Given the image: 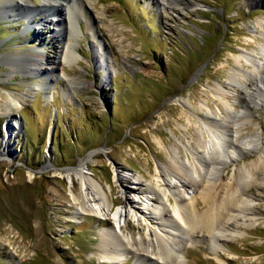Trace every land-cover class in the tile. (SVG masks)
I'll return each instance as SVG.
<instances>
[{
  "label": "rangeland",
  "instance_id": "rangeland-1",
  "mask_svg": "<svg viewBox=\"0 0 264 264\" xmlns=\"http://www.w3.org/2000/svg\"><path fill=\"white\" fill-rule=\"evenodd\" d=\"M169 2L176 11L163 10L161 0L86 4L84 17H78L77 64L64 68L69 79L78 81L70 86L67 78L56 76L61 70L50 73L66 34L53 33L50 16L41 18L43 1L29 0L23 11L0 0V264H111L110 251L102 252L104 232L126 239L132 228L137 238L147 235L146 225L139 232L137 219L144 223L152 212L165 225L162 201L168 216L183 226L175 196L168 203L162 192L151 194L152 186L142 177L153 180L157 166L171 163L175 146L184 162L191 161L200 131L210 137V121L224 125L227 112L251 115L253 127H246L242 142L251 139L254 129L256 144L260 141L252 153L222 152L234 160L210 176L216 197L236 173L264 155V104L247 111L233 104V98L264 95V84L243 88L230 81L237 61L252 73L243 56L262 61L263 41L254 25H264V0ZM89 16L110 66L94 53L84 24ZM38 55L44 61L35 67L29 57ZM215 88L230 93L228 99ZM17 97L26 98L24 105L5 111V103ZM80 166L81 174L103 190L104 202H114L104 217L82 211L81 180L64 174ZM118 168L123 177L142 179L137 196L122 191ZM247 182H252L247 201L254 214H238L216 242L195 236L187 243L183 264H264V167L257 177L250 170ZM128 186L134 188V180ZM125 198L134 203L127 207L128 226L121 221L122 233L116 215ZM86 208L97 211L93 205ZM124 263L139 261L132 257Z\"/></svg>",
  "mask_w": 264,
  "mask_h": 264
},
{
  "label": "bare ground",
  "instance_id": "bare-ground-1",
  "mask_svg": "<svg viewBox=\"0 0 264 264\" xmlns=\"http://www.w3.org/2000/svg\"><path fill=\"white\" fill-rule=\"evenodd\" d=\"M42 1L43 9L39 12L41 18L46 21L50 16V25L55 27L53 33L66 34L58 53L59 58L56 57L53 60L50 73L54 74L56 70H61V74L56 76H58V78L64 76V78H67L68 85L72 86L77 84L78 81L69 79L64 68L65 65L70 67L72 64H77V39L81 37L82 32L78 17H84L86 4L90 5L92 0ZM257 1L258 0H250V2ZM5 2L9 5L14 4L19 10L23 11L27 10V5L29 4V0H5ZM161 2V5L164 6L162 7L165 8L163 10H177V6L172 5L169 0H161ZM43 11H46L48 15L43 16ZM84 21L86 31L92 40L94 53L105 61L107 66H110L105 56L106 53H104L103 45L100 43L98 34L95 31L94 18L89 16V18ZM42 25L45 26V23ZM254 29L263 41L259 46V56L262 58V61L259 60V63H255L252 56H243L247 64L253 67L252 73L244 71L242 69V63L239 61L236 63V68L230 73L231 83L233 85L240 84L243 88L257 87L256 83L264 84V77L261 76V70L264 69V25L261 22H257L254 25ZM29 60L35 67L38 62L44 61L43 57L40 55L37 57H29ZM56 76H53L52 79H55ZM257 76H259L258 80ZM215 92L217 94L219 93L218 95L224 100H227L229 97L228 94H230L221 92L217 88H215ZM235 93L239 98V94L237 92ZM233 99V104H241L243 110H248L252 107L257 108L264 104V95L253 98L247 97L242 100ZM25 102L26 98L22 97L9 99L4 105L5 111L10 112L18 109L22 107ZM207 107L211 110L209 105H207ZM242 113L243 112L240 114L242 115ZM209 114H212V112H209ZM247 115L238 116L236 113L228 114L227 112L226 120L223 122L224 125L222 126L210 121L213 128L211 136L207 137L204 131H200L202 140L197 142L195 147L192 148L193 153L191 161L185 158L184 162L179 156V149L175 146L176 154L172 158L171 163L157 166L153 180L142 177L144 182H149L152 186L149 190L151 194L159 193V191L162 192V200L166 198L168 203H171L170 195L175 196L176 215H178V219L183 226L171 216H168V210L166 209L164 201H162L160 205L162 206L160 214L165 217L164 226L157 222L155 213H153L152 216V212H149V215L144 219V223L140 219H137L139 232L143 229L144 225H146L148 227L147 235H140L137 238L132 233L134 229L131 227L126 235V239L110 231L104 232L102 252L106 254L110 251V254L106 256L108 257L107 259H109V263L121 264L126 262L129 258L137 257L139 264H183L182 259L186 256V252L184 253V251L187 248V243L193 242L195 236L203 234L208 243L216 242L220 239L218 237L224 236L221 232L231 220L237 222L238 214H254L255 210L249 208L250 206L247 201V199L250 198L247 192L252 185V182H247V179L249 178L250 170L254 177L260 175L261 168L264 167V155L254 161V167H247L236 173L237 175L232 184H230L228 188H225L222 195L218 198L215 193V188L217 187L216 182L210 180V176L219 174L222 168L226 167L227 161L231 162L234 160V157L229 156L228 153L221 156L223 151L227 152V150H230L231 154L236 153L237 156H241L252 153L251 149H256V146L259 145L258 142L260 138L257 140V144L255 142V137H259V132H257L256 129H254L253 136L250 140L246 139L242 142V133L246 130L248 125L252 126V116ZM206 120L209 121L210 119L206 117ZM1 152L3 151L0 150V155L2 154ZM86 164L87 162H84L82 165L87 166ZM80 169L81 166L74 170L64 171V174L69 178L78 176L81 180L83 191L82 211L85 213L95 212L103 217L106 216L111 212L114 202L105 203L102 199V197H106V195L104 196L103 190L91 180L86 179L84 175L81 174ZM121 172L119 168L116 170V179L120 188L123 192H128L129 195H133L134 197L137 196L136 194H138L144 186L142 179L130 178L128 176L123 177L121 176ZM131 180H134V188L128 186ZM218 180L222 181V176H219ZM73 195L76 197L74 193ZM186 197H189L187 198L188 200ZM145 199L148 200V202H156V199L152 197H145ZM132 203H134V201L125 198L123 209L116 215V220L119 222V230L122 233L123 228L121 221L128 226L129 213L127 207H131ZM87 204L93 205L95 208L97 207V211L94 209L91 211L88 210L86 208ZM137 212L143 213L140 209ZM134 216L136 217V213ZM105 224H109V222L106 221ZM219 232L220 235H218ZM112 248H114L113 251L111 250ZM214 254L217 257L221 256L219 252H214Z\"/></svg>",
  "mask_w": 264,
  "mask_h": 264
}]
</instances>
